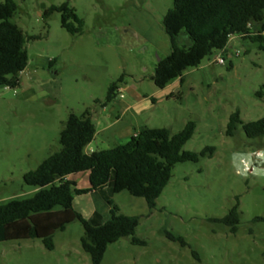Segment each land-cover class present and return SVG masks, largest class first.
<instances>
[{
	"label": "rangeland",
	"instance_id": "obj_1",
	"mask_svg": "<svg viewBox=\"0 0 264 264\" xmlns=\"http://www.w3.org/2000/svg\"><path fill=\"white\" fill-rule=\"evenodd\" d=\"M15 1L13 22L27 38L29 62L20 87H0V205L34 195L35 188L23 177L61 149L63 123L71 113L90 111L98 129H104L114 122L108 118L113 108L109 106L104 118L97 114L113 83L123 79L127 87L148 95L158 90L152 77L171 49L163 22L174 0ZM66 2L84 22L79 35L62 27L59 12L45 19L51 7ZM220 55L214 53L199 68L187 71L182 111L197 124L185 150L214 147L215 155L198 164H177L153 210L145 199L128 192L79 200L87 205L92 199L103 213L113 203L121 213L140 218L136 238L146 245L122 239L108 247L102 264H264V222L255 221L264 218V177L255 174L264 172V148L257 153L256 141L246 137L242 126L236 137L226 136L237 111L244 124L264 118V97L257 95L264 92V54L256 44L233 37L222 55L225 65L213 63ZM183 128L168 129L177 133ZM115 146L101 138L88 150ZM238 202L242 217L236 234L210 221L225 217ZM167 234L183 238L188 246L169 240ZM83 236L82 224L74 222L57 234L54 251L41 240L0 243V264H92L81 246Z\"/></svg>",
	"mask_w": 264,
	"mask_h": 264
},
{
	"label": "trees",
	"instance_id": "obj_2",
	"mask_svg": "<svg viewBox=\"0 0 264 264\" xmlns=\"http://www.w3.org/2000/svg\"><path fill=\"white\" fill-rule=\"evenodd\" d=\"M17 9L15 0L0 3V87L11 89L21 86L20 75L29 62L25 48L27 38L13 22ZM53 12L62 14V27L69 33L83 32L84 22L68 2L51 7L45 19ZM163 25L171 53L156 65L152 81L159 89L177 79L183 80L187 71L199 68L214 53L225 55L233 37L256 44L264 54V0H174ZM182 36H186L184 45ZM54 62L51 61L50 67ZM121 83L123 79L109 87L103 106L116 100ZM257 95L264 97V92ZM240 126L249 140L264 137V118L244 124L237 111L230 118L226 136L236 137ZM196 130L194 121H189L177 133L166 128L146 129L126 144L87 153L97 134L93 115L90 111L82 115L71 113L63 123L61 149L23 177L25 184L37 192L28 199L0 205V243L41 240L48 251H54L56 234L80 222L84 228L81 246L92 264H102L108 247L122 239L130 238L132 244L145 246V241L136 238L139 217L127 216L111 203L110 219L96 226L75 210V196L103 190L112 183L115 194L128 192L145 199L150 210L155 209L177 164H198L215 155L214 147H206L201 152L185 150ZM82 172L90 173L89 190L77 189L76 183L67 180L68 176ZM241 217L238 202L225 217L210 221L222 223L236 234ZM255 221L264 222V218L257 217ZM167 237L183 247L188 246L181 237L172 234ZM193 256L201 263L196 252Z\"/></svg>",
	"mask_w": 264,
	"mask_h": 264
},
{
	"label": "crops",
	"instance_id": "obj_3",
	"mask_svg": "<svg viewBox=\"0 0 264 264\" xmlns=\"http://www.w3.org/2000/svg\"><path fill=\"white\" fill-rule=\"evenodd\" d=\"M170 53L171 49L167 52V55L169 56ZM185 76L186 75H184L183 80L177 79L164 89L158 88V90L154 91L151 95L142 94L137 88H129L125 85V82L119 84L116 101L108 104L107 106L102 105V110L97 114V116L100 115L99 118H104L101 116L105 115L109 106H112V113H110L108 118L114 119V122L109 124L106 128L100 130L95 124L97 134L94 142H97L101 138L105 141L108 139V141L112 140V142L117 146L126 144L133 136L146 129H168L170 127H175L176 125H184L185 127V125L189 122L188 118L182 116L186 85ZM119 93H122L124 98H120ZM127 117L130 119L128 123H125V119ZM172 129H174L172 130L173 132L178 131L175 130L176 128ZM111 130L114 132L113 135H103L104 132ZM254 141L256 142H254L255 147L253 149H257V153H260V151H262L261 149L264 148V137ZM104 143L105 142H102V144ZM251 145L253 144L247 143L248 147ZM89 147L90 145L88 148ZM88 148L86 149L87 153L100 151L95 149L88 150ZM253 151L256 152V150ZM251 171H253V169H251ZM67 180L76 183L77 189H91L89 172L70 175L67 177ZM36 192L37 189L34 190V193ZM98 193H106L112 198L113 194H115L113 191V184H109L106 188L100 191H93L85 195L75 196L74 199L75 210L81 213L86 219H89V217L94 218L96 221L94 222V225L96 226L103 225L108 221L110 209L108 208L105 213L99 212L97 207L92 203V199H89V203H87V205H85V202L79 200L83 197L92 196Z\"/></svg>",
	"mask_w": 264,
	"mask_h": 264
},
{
	"label": "built area",
	"instance_id": "obj_4",
	"mask_svg": "<svg viewBox=\"0 0 264 264\" xmlns=\"http://www.w3.org/2000/svg\"><path fill=\"white\" fill-rule=\"evenodd\" d=\"M214 64H219V65H225L226 64V61L225 59L222 58V54L220 56H218L214 62ZM119 97L120 98H124V95L122 93H119ZM92 153V152H91Z\"/></svg>",
	"mask_w": 264,
	"mask_h": 264
},
{
	"label": "clouds",
	"instance_id": "obj_5",
	"mask_svg": "<svg viewBox=\"0 0 264 264\" xmlns=\"http://www.w3.org/2000/svg\"><path fill=\"white\" fill-rule=\"evenodd\" d=\"M255 174L258 175V176L264 177V172L255 171ZM241 175H244L246 177L247 176V172L241 173Z\"/></svg>",
	"mask_w": 264,
	"mask_h": 264
}]
</instances>
